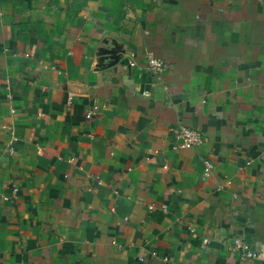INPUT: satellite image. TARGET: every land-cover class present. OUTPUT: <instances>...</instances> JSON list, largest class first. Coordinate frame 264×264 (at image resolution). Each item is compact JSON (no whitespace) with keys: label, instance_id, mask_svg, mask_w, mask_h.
<instances>
[{"label":"crops","instance_id":"0c3cea01","mask_svg":"<svg viewBox=\"0 0 264 264\" xmlns=\"http://www.w3.org/2000/svg\"><path fill=\"white\" fill-rule=\"evenodd\" d=\"M233 238L264 254V0H0V264H260Z\"/></svg>","mask_w":264,"mask_h":264},{"label":"built area","instance_id":"2783aa9c","mask_svg":"<svg viewBox=\"0 0 264 264\" xmlns=\"http://www.w3.org/2000/svg\"><path fill=\"white\" fill-rule=\"evenodd\" d=\"M130 66L135 67V63L131 62ZM149 69L159 74L163 70V64L154 58H150ZM94 109H96V107ZM92 113L93 110L88 112L87 118H90ZM175 137L179 141L176 145V149H193L204 142V135L202 132L187 127H180L175 132ZM203 162L206 172H210L212 170V164L208 160H203ZM204 243L208 244L209 240L204 239ZM229 248L231 251L238 252L243 259L259 261L260 264H264V254L258 252L255 247L247 241L241 240L240 238H233Z\"/></svg>","mask_w":264,"mask_h":264}]
</instances>
